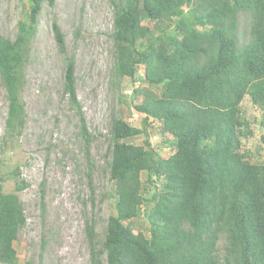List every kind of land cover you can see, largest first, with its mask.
<instances>
[{
  "label": "trees",
  "instance_id": "obj_1",
  "mask_svg": "<svg viewBox=\"0 0 264 264\" xmlns=\"http://www.w3.org/2000/svg\"><path fill=\"white\" fill-rule=\"evenodd\" d=\"M54 1L30 0L15 40L0 34V81L11 135H21L27 122L22 94L31 43L43 4ZM110 1L115 73L134 80L143 66L146 87L135 90L143 96L135 105L140 128L112 120L109 172L116 214L108 218L100 248L94 223L87 222L91 263L103 264L106 255V264H264V159L256 163L243 149L249 126L241 110L249 96L264 126V0ZM245 12L253 21L250 40L242 44L239 19ZM53 30L65 55L64 94L77 108L90 153L96 137L78 101L76 64L56 21ZM156 122L174 140L171 155L148 140L128 142ZM261 142L264 149V134ZM143 173L151 195L143 189ZM6 178L0 176V263L16 264L14 243L27 223L19 194L29 184L14 171L8 178L15 180V190L7 193ZM141 216L149 237L133 229Z\"/></svg>",
  "mask_w": 264,
  "mask_h": 264
},
{
  "label": "rangeland",
  "instance_id": "obj_2",
  "mask_svg": "<svg viewBox=\"0 0 264 264\" xmlns=\"http://www.w3.org/2000/svg\"><path fill=\"white\" fill-rule=\"evenodd\" d=\"M30 7V0H0V34L15 40L18 23L28 19ZM55 21L64 33L67 56L74 58L78 101L88 130L96 137L90 153L80 135L77 108L64 94L66 61L55 41ZM252 21L250 13L240 15L242 44L250 40ZM113 32L110 0L43 4L26 66L22 98L27 122L21 135H11L7 129L8 100L0 81V176L7 177V193L15 190V180L8 178L14 171L29 184L19 194L27 223L14 243L16 264H92L87 222L94 223L100 248L108 218L116 214V185L109 172L112 120L122 118L141 127L135 105L142 103L143 96H135V90L146 84L143 66L134 80L116 75ZM241 110L249 126L243 149L260 163L264 159L262 114L249 96ZM147 140L166 156L175 152L174 140L157 122L148 126L146 135L128 142L143 145ZM142 183L146 195H151L154 190L147 173H143ZM133 229L150 236L143 216L136 219ZM224 245L222 239L219 246ZM102 261L106 264V255Z\"/></svg>",
  "mask_w": 264,
  "mask_h": 264
},
{
  "label": "clouds",
  "instance_id": "obj_3",
  "mask_svg": "<svg viewBox=\"0 0 264 264\" xmlns=\"http://www.w3.org/2000/svg\"><path fill=\"white\" fill-rule=\"evenodd\" d=\"M144 75H145V71H144Z\"/></svg>",
  "mask_w": 264,
  "mask_h": 264
}]
</instances>
